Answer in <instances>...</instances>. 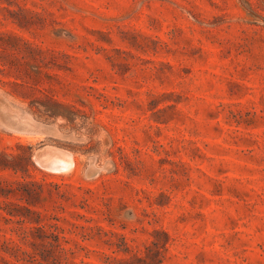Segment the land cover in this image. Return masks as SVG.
<instances>
[{
    "label": "rangeland",
    "instance_id": "rangeland-1",
    "mask_svg": "<svg viewBox=\"0 0 264 264\" xmlns=\"http://www.w3.org/2000/svg\"><path fill=\"white\" fill-rule=\"evenodd\" d=\"M0 264H264V0H0Z\"/></svg>",
    "mask_w": 264,
    "mask_h": 264
}]
</instances>
